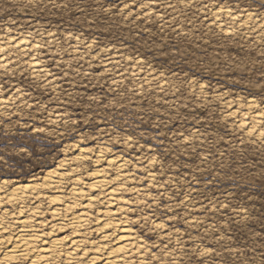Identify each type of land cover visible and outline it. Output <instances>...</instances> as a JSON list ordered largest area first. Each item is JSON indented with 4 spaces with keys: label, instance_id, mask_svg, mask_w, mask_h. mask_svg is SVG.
I'll return each instance as SVG.
<instances>
[{
    "label": "rangeland",
    "instance_id": "374dc122",
    "mask_svg": "<svg viewBox=\"0 0 264 264\" xmlns=\"http://www.w3.org/2000/svg\"><path fill=\"white\" fill-rule=\"evenodd\" d=\"M78 183L74 264L121 245L106 210L135 240L122 264H264V0H0L4 242L70 251Z\"/></svg>",
    "mask_w": 264,
    "mask_h": 264
},
{
    "label": "bare ground",
    "instance_id": "6f19581e",
    "mask_svg": "<svg viewBox=\"0 0 264 264\" xmlns=\"http://www.w3.org/2000/svg\"><path fill=\"white\" fill-rule=\"evenodd\" d=\"M80 155L83 156V154ZM108 163L118 168H122L123 166V163L120 161L109 160ZM91 175V188L97 190L105 187V177L103 170H94ZM59 182L60 178H55L52 183L53 185H58ZM77 186H80L79 183L76 184V188H73L71 191L72 196L75 198L74 206L79 208L78 212L75 213L71 211L73 207L70 205L64 206L65 210L69 212L71 211L72 213L67 224L75 232V234H77V236L73 237V239L70 241L71 252L68 251L63 253V249L66 248L63 244L64 242L61 240H51L48 245L42 244V236L35 234L34 230L32 229L23 230L20 235L16 236L8 243H5V238H3V235L6 233L2 227V224L0 223V251L3 249L2 261H4L6 264H13V260L22 259L28 260L29 264H50V262L54 260V255L63 254L66 264H74L76 257L75 252L78 248H81V242L76 239L80 238L78 234L87 226L89 219L86 210L92 205L90 196L85 194L82 188H77ZM116 198L117 197L114 191H109L106 201L108 206L109 204L112 205V202H117L118 200H116ZM104 213V220H102V217L97 219L100 229H106L111 226L112 231L109 227L110 232H112L111 234L115 232L118 233V235L116 234V240L119 241L121 245L115 249H108L106 252H104L102 260L100 262H96L95 264H122V262L127 259L129 254L133 253V251H136L134 249L135 240L133 234L130 232L127 226L115 224L114 217L116 215L114 212L106 210ZM58 215L57 209H54L53 217L56 219ZM23 223H25V221L19 222V224ZM104 232L105 233L102 238L111 236V234H109L110 232ZM91 260L92 262H95L97 259L91 258Z\"/></svg>",
    "mask_w": 264,
    "mask_h": 264
}]
</instances>
